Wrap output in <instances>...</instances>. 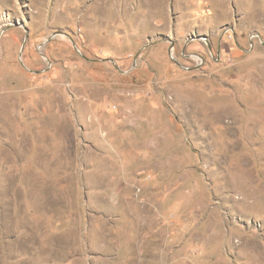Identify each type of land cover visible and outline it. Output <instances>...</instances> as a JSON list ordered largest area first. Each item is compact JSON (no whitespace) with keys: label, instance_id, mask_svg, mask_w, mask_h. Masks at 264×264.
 Listing matches in <instances>:
<instances>
[{"label":"rangeland","instance_id":"1","mask_svg":"<svg viewBox=\"0 0 264 264\" xmlns=\"http://www.w3.org/2000/svg\"><path fill=\"white\" fill-rule=\"evenodd\" d=\"M0 264H264V0H0Z\"/></svg>","mask_w":264,"mask_h":264},{"label":"water","instance_id":"2","mask_svg":"<svg viewBox=\"0 0 264 264\" xmlns=\"http://www.w3.org/2000/svg\"><path fill=\"white\" fill-rule=\"evenodd\" d=\"M16 25H18V24H16Z\"/></svg>","mask_w":264,"mask_h":264}]
</instances>
